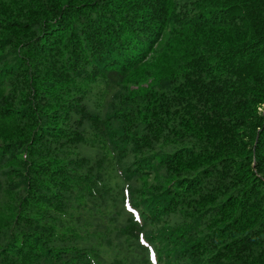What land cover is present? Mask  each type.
<instances>
[{"label":"trees","instance_id":"obj_1","mask_svg":"<svg viewBox=\"0 0 264 264\" xmlns=\"http://www.w3.org/2000/svg\"><path fill=\"white\" fill-rule=\"evenodd\" d=\"M0 264H264V0H0Z\"/></svg>","mask_w":264,"mask_h":264},{"label":"snow or ice","instance_id":"obj_2","mask_svg":"<svg viewBox=\"0 0 264 264\" xmlns=\"http://www.w3.org/2000/svg\"><path fill=\"white\" fill-rule=\"evenodd\" d=\"M130 211H132V209H130Z\"/></svg>","mask_w":264,"mask_h":264}]
</instances>
